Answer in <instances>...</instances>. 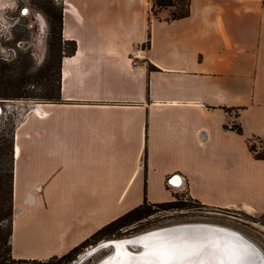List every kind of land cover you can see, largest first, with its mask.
<instances>
[{"label":"crops","instance_id":"obj_1","mask_svg":"<svg viewBox=\"0 0 264 264\" xmlns=\"http://www.w3.org/2000/svg\"><path fill=\"white\" fill-rule=\"evenodd\" d=\"M188 2L171 19L151 0H62L77 46L61 101L15 105L13 258L62 256L183 191L264 212V159L249 147L264 149V0Z\"/></svg>","mask_w":264,"mask_h":264},{"label":"rangeland","instance_id":"obj_2","mask_svg":"<svg viewBox=\"0 0 264 264\" xmlns=\"http://www.w3.org/2000/svg\"><path fill=\"white\" fill-rule=\"evenodd\" d=\"M174 2L176 7L168 8L171 11L170 16L172 12L178 13L180 8L183 9L186 6L184 0H174ZM153 3L151 0L153 13L157 14L160 9H164L155 6ZM3 4L6 5L5 10L1 8ZM21 6L30 8H27V11L31 10L30 14L22 17L19 13ZM61 9L62 0H0V24H4L6 27L4 29L2 26L0 32L8 29V23L5 21L6 15L15 14L16 17H21L16 25L19 27L16 35H24L25 38L22 40L26 41L25 46L23 44L21 47L15 46L18 53L16 55L13 51H6L5 53L0 50V105L3 107V113L0 115V137L3 135L9 137L8 133L15 128L22 114V109L15 105H18L20 101H24V103L39 102L42 100L41 96L44 95L46 87L50 92L57 87L59 58L64 53H69L72 48V45L64 38L65 41L61 42V49L55 42V19L48 11L58 13ZM35 14L36 17L40 14L45 22L47 21L45 26H37ZM37 27L38 31L36 32ZM4 39L3 37V44L1 45L3 47H5ZM5 54L9 59L7 61L3 59ZM19 95H23V97H18ZM235 114L233 115L235 116ZM252 140L258 142L257 139ZM257 151L261 150L257 149ZM4 155L5 159L8 158L6 154ZM176 199L183 203L182 208L152 207L150 215L119 229L115 233L90 242L73 260L66 264L74 262L91 247L94 248L102 242L121 240L166 226L194 222L233 228L253 239L264 250V212L256 213L241 208L207 206L194 201L184 191L173 197V200ZM112 250V246L99 249L80 264H97Z\"/></svg>","mask_w":264,"mask_h":264},{"label":"water","instance_id":"obj_3","mask_svg":"<svg viewBox=\"0 0 264 264\" xmlns=\"http://www.w3.org/2000/svg\"><path fill=\"white\" fill-rule=\"evenodd\" d=\"M1 113H3L2 110L0 115ZM141 239L145 241H139ZM161 242H171L180 246L199 244L208 248V253L204 255H193L189 248H184L181 257L184 264H202V262L203 264H216V261L230 257L236 258V264H264V250L253 239L233 228L199 222L166 226L130 236L123 241L102 242L94 248L91 247L70 264H80L99 249L111 246L113 247L112 252L97 264H120L121 261L143 264L144 261L150 259L148 255L150 250L158 247Z\"/></svg>","mask_w":264,"mask_h":264},{"label":"trees","instance_id":"obj_4","mask_svg":"<svg viewBox=\"0 0 264 264\" xmlns=\"http://www.w3.org/2000/svg\"><path fill=\"white\" fill-rule=\"evenodd\" d=\"M186 1V6L183 9H179L178 13H171V19H177L189 14V2ZM153 4L159 8H173L176 7L174 0H153ZM51 16L55 19V42L58 44L61 49V42L63 39V16L62 9L58 13H53L48 11ZM65 41V40H64ZM69 44L72 45L71 51L66 54H72L76 50V42L69 41ZM64 55V54H63ZM63 55L59 58V68H58V78H57V87L53 91H49L48 87L45 88L44 95L41 96L42 101L50 102H59L61 101L60 95V67L61 59ZM18 97H23L19 95ZM231 128L238 133H242V128L238 123H234ZM2 131V130H1ZM8 138L3 135L0 137V264H66L74 259V257L87 246L90 242L102 237L115 233L119 229L128 226L134 222L142 220L144 217L151 214L152 207H163L164 209L168 208H182L183 203H180L178 199L171 200L161 203H151L147 199L137 207L132 210L124 213L123 215L117 217L113 221L109 222L99 230H97L90 237L85 239L82 243L71 249L69 252L62 256H52L45 260L38 259H15L11 254V234L13 230V215H14V151H13V142H14V129L8 133ZM251 151L255 154V157L258 159H264V149L257 151V147L254 143L249 145ZM8 158H4L5 155ZM194 200V199H193ZM199 202L197 200H194Z\"/></svg>","mask_w":264,"mask_h":264},{"label":"snow or ice","instance_id":"obj_5","mask_svg":"<svg viewBox=\"0 0 264 264\" xmlns=\"http://www.w3.org/2000/svg\"><path fill=\"white\" fill-rule=\"evenodd\" d=\"M117 247H120V245H117ZM145 247L148 246L145 245ZM184 248H189L193 255H204L208 253V248L204 245L180 246L171 242H161L158 247L150 250L148 253L150 259L144 261L143 264H184V261L181 259ZM121 264H130V261H121ZM216 264H236V258L221 259L216 261Z\"/></svg>","mask_w":264,"mask_h":264},{"label":"flooded vegetation","instance_id":"obj_6","mask_svg":"<svg viewBox=\"0 0 264 264\" xmlns=\"http://www.w3.org/2000/svg\"><path fill=\"white\" fill-rule=\"evenodd\" d=\"M23 5V4H22ZM27 8L28 7H25V6H21L20 9H19V13L22 17H25L28 15V13L30 14V11L28 10L27 11ZM22 9L24 10V12H22ZM30 9V8H28ZM21 17H16L15 14H7L6 15V18H5V21L8 23V29L6 30V32H3V33H0V50L1 48H4L5 50H1L2 52H5L6 51H13L14 54H18L17 51H16V47H21L23 44L25 46L26 44V41H23L22 39L25 38L24 35H16V31L19 30V27H17L16 25L18 24L19 20H20ZM38 21V22H37ZM35 22L38 25L39 24V20L38 18L36 17V14H35ZM47 22V21H46ZM45 22V23H46ZM21 24V23H20ZM31 27V26H30ZM21 29V28H20ZM38 31V27L36 28V32ZM5 38L4 39V43H5V47L1 46L3 43H2V38ZM16 46V47H15ZM3 59L5 61L9 60L7 57H6V54H5V57H3Z\"/></svg>","mask_w":264,"mask_h":264},{"label":"bare ground","instance_id":"obj_7","mask_svg":"<svg viewBox=\"0 0 264 264\" xmlns=\"http://www.w3.org/2000/svg\"><path fill=\"white\" fill-rule=\"evenodd\" d=\"M6 7V5L5 6H3V7H1V8H5ZM37 18H38V20H39V24H40V26H45V19L40 15V14H38L37 15ZM1 110L3 111V107H0V112H1ZM178 178V177H177ZM173 183L174 184H179L180 182H177V180H174L173 181ZM138 235V234H137ZM135 236V235H134ZM129 238V237H128ZM122 241H123V239H121ZM147 240V239H146ZM125 241V240H124ZM139 241H145L144 239H141V240H139ZM147 242V241H146ZM132 246V245H131ZM86 251V250H85ZM121 264V263H120Z\"/></svg>","mask_w":264,"mask_h":264},{"label":"built area","instance_id":"obj_8","mask_svg":"<svg viewBox=\"0 0 264 264\" xmlns=\"http://www.w3.org/2000/svg\"><path fill=\"white\" fill-rule=\"evenodd\" d=\"M3 6H5V5L3 4L2 7H3ZM3 9L5 10V8H3ZM24 10H25V9H24ZM24 10L22 9V12H24ZM2 26L4 27V29L6 28L4 24H0V29H1ZM6 30H7V29H6ZM4 32H6V31H4ZM0 33H3V32H0ZM1 50L4 51L5 49H4V48H1ZM20 102H21V101H20ZM37 103H38V102H34V101H31V102H30L31 105H37ZM236 114H237V113H236ZM236 114H235V116H236ZM232 115H233V114H232ZM235 116L233 115L234 118H233L232 120L229 121V125H230V126H232V125L235 123V120H234V119H236Z\"/></svg>","mask_w":264,"mask_h":264}]
</instances>
